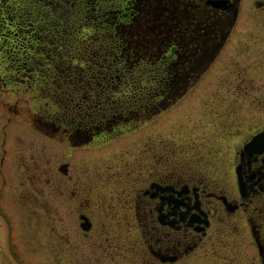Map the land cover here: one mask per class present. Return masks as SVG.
Masks as SVG:
<instances>
[{
    "label": "rangeland",
    "instance_id": "1",
    "mask_svg": "<svg viewBox=\"0 0 264 264\" xmlns=\"http://www.w3.org/2000/svg\"><path fill=\"white\" fill-rule=\"evenodd\" d=\"M128 1L131 4L133 0H99L96 4L111 9L119 4L129 7ZM190 2L140 0L136 13L116 14L111 20L116 27L122 19L130 20V26L124 30L128 43L121 41L120 48H106L115 40L113 35L100 37V48H78L80 52L76 49L77 57L72 61L76 67L70 72L80 75V84L69 85L62 76L64 69L55 65L56 58L50 57V49L55 48H29V44L36 42L29 38L33 28L25 24V19L31 18L24 12L15 14L19 11L15 8L25 3L37 16L36 4L31 0H1L4 6L7 3L16 10L4 25L17 34L6 39L0 35V45L5 43V47L0 46V264H121L127 254H118L116 244L122 250L128 238L132 244L140 236L137 229L130 226L127 234L116 224L117 220H130V210L117 204L111 207L116 210L113 213L107 207L108 202L115 203L124 186L110 182L105 167L121 162L122 158L132 163L140 162L146 155L152 161L151 151L166 148L169 158L188 157L199 151L212 160L224 151L225 166H230L234 179L237 149L253 128L264 122V48L259 47L264 46V31L250 21L245 22L246 17L254 19L247 1L246 9L241 10L246 11L245 19L234 28L226 46L209 49L215 55L208 64L205 58L210 55L202 48L205 54L199 65L188 66L191 48H185V43L196 42V34L200 43L204 36L194 31L180 34L174 24L180 12L188 14L180 8L197 11ZM0 11L5 15L8 10ZM195 14L201 15L198 11ZM201 19H205L203 15ZM89 30L81 28L84 34ZM20 32L29 40L27 47ZM172 41L179 43L183 69L180 64H172L171 98H152L148 104L152 103L151 109H143L110 126L101 123L92 128L97 119L90 110L88 126L99 130L98 141L77 148L70 147L79 138L77 133L70 140L62 139V133L49 123L54 119L51 114L62 115L59 110L67 111L76 120L83 118V112H87L83 108L85 103L99 112L96 108L109 102L111 110L102 114L103 119L125 113L128 109L122 108H130V90L134 89L131 79L141 73L146 59L155 62V70L163 58L158 55L169 51ZM49 69L55 71V86L40 74ZM186 73L193 76L184 80ZM58 84L70 92L62 88L57 95ZM91 84L95 102L87 100V91H82ZM137 101L138 97L132 98V104ZM129 128L126 133L118 132ZM66 160L84 169L77 194L69 190V182H73L59 169ZM95 168L99 174H93ZM87 169L90 171L86 172ZM124 188L128 191L129 186ZM81 211L94 220L89 233L82 227L78 216ZM100 221L107 226L104 231ZM106 236L114 237L115 243L111 244L115 246L109 247Z\"/></svg>",
    "mask_w": 264,
    "mask_h": 264
},
{
    "label": "flooded vegetation",
    "instance_id": "2",
    "mask_svg": "<svg viewBox=\"0 0 264 264\" xmlns=\"http://www.w3.org/2000/svg\"><path fill=\"white\" fill-rule=\"evenodd\" d=\"M247 1L254 19L243 18L246 11L241 10L246 9ZM190 3L201 15L197 16L194 10L190 12L188 7L180 8L188 14L180 12L174 25L180 34L194 31L204 36L200 41L203 44L199 43L197 34L193 36L197 43H185V48L195 49L197 57L202 52L198 48H224L242 19L264 31V0H191ZM202 15L205 19H201ZM168 48L162 61L175 62L179 57L175 49L179 48L178 42H172ZM40 74L48 77L49 85L55 86L54 70ZM109 104L106 101L105 106L100 103L102 106L96 108L101 118L105 111L111 110ZM126 109L130 108H122ZM57 113L51 114L54 119L49 123L62 133L61 138L70 140L74 133L79 136L70 147L96 142L99 130L80 124L87 117L84 112V119L77 120L65 110H59L62 115ZM127 130L130 128L118 132ZM250 133L236 151L235 182L230 166H225L224 151L212 160L199 151L188 157L169 158L167 149L162 148L160 152H150L152 161L144 155L140 162L131 163L122 158L120 164L106 165L110 182L129 186L128 191L122 187L115 203H107L108 209L114 213L116 210L111 207L119 204L122 209L130 210V220H117L116 224L125 229L124 233L130 232V226L140 232L132 244L128 238L122 250L116 244L118 254H127L121 264H264V122ZM256 135L260 137L258 142L247 148ZM59 169L73 182H69V190L75 194L80 192L84 169L68 160ZM97 173L99 170L95 168L93 174ZM90 187L87 188L93 189ZM78 216L85 218L84 232H91L95 223L90 214L81 211ZM100 222L104 231L107 226L104 221ZM105 239L109 247L115 246L111 244L115 243L114 237Z\"/></svg>",
    "mask_w": 264,
    "mask_h": 264
},
{
    "label": "trees",
    "instance_id": "3",
    "mask_svg": "<svg viewBox=\"0 0 264 264\" xmlns=\"http://www.w3.org/2000/svg\"><path fill=\"white\" fill-rule=\"evenodd\" d=\"M31 1L34 2L38 7V17L33 16L31 10L25 3H23V6H18L15 8H19V11L13 10L14 7L8 5L7 3L5 6L4 4L0 3L3 5L0 6V10H8L6 14L4 13L5 15H1L2 13L0 14V35L3 36L2 38L4 39L8 35L17 34L14 30H11L9 27L4 25L5 19H12L15 14L21 15L26 13L25 15L31 19L26 21L29 19L26 18L25 24H28L33 28L32 34H30L31 36L29 38H32V40L36 41L35 43H37L36 45L35 43L29 44V48H55V50L50 49V51H52V55H49L51 58H56L54 60L57 67L64 69L62 76L66 77L64 79L68 81L67 84L69 85H72L73 83L75 85L80 84L78 81L80 75L70 72L74 66L76 67V65L72 62L74 58L77 57L76 49L80 52L78 48H100L102 45L98 42L100 37L109 38L113 35H116V38L114 37L115 40L111 41L112 43L110 45L105 43V45H109V47L106 48H111L112 46L113 48H120V42L127 41L124 30L126 26H130V20L127 21L128 19H122V21L119 22L118 27H116L115 24L113 25L111 20L116 14L119 15L127 12L125 14L127 15L128 13L130 14L131 11L136 13V10L139 6L138 2H140V0H133L130 4V1H128L129 7H127L125 4H119L117 8L110 9L103 7L100 3L97 5L96 1L99 2V0ZM14 11H16L15 14H13ZM132 15L134 16L135 14L132 12ZM1 25H3L5 29H2ZM82 27H88L90 29L89 32L86 34L82 33ZM22 37H24V41L22 40L24 43L29 42L28 38L23 36V34ZM117 37H120V39L118 40ZM126 43H128V41ZM2 45L5 47V43ZM24 46L27 47L28 43ZM165 54L166 53H164V55ZM58 56L59 58H57ZM162 59L160 63H157L155 70H153L154 65H152L155 62H153L151 59H146L143 68H141V73L136 76L134 75V77L131 79V88L134 87V89L130 90V109L127 112L115 115L111 114L109 117H106L101 122H99L101 120L100 115H98L95 109L93 111V109H91L90 106H87L85 103L83 108L87 112H84V115H91V113H89L91 110L94 112L92 115L96 117L98 122L92 124V127L101 123L102 126H110L111 123L115 124L121 119L126 120L128 117L132 118L131 116L139 114V111L151 109L152 103L151 106H148V104L152 98L158 101L166 100L174 91L171 84L172 64L174 61H162ZM140 75L145 76L151 81L146 82L143 77H138ZM89 87L91 90H89ZM57 88L58 91L55 93L59 95V93L62 92L61 89L64 88V86L62 85L61 88V86L58 84ZM93 88V84L88 86L87 90L85 87L83 88L82 91L85 93L87 91L88 95L90 96L85 97L87 100L91 99L94 101L95 97L92 96ZM63 91L67 93L70 92L69 88H64ZM137 97L138 101L132 104V98ZM129 112L130 115H128ZM126 113L128 114L126 115ZM77 122L78 121H76V123ZM81 124L88 126V118L85 117V123Z\"/></svg>",
    "mask_w": 264,
    "mask_h": 264
},
{
    "label": "water",
    "instance_id": "4",
    "mask_svg": "<svg viewBox=\"0 0 264 264\" xmlns=\"http://www.w3.org/2000/svg\"><path fill=\"white\" fill-rule=\"evenodd\" d=\"M158 7H160V6H158ZM210 56H211L210 60H212V59H213V57H214V54H212V55H210Z\"/></svg>",
    "mask_w": 264,
    "mask_h": 264
}]
</instances>
